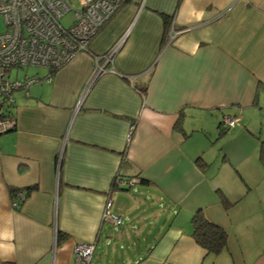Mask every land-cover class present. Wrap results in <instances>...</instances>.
<instances>
[{
    "label": "crops",
    "instance_id": "0c3cea01",
    "mask_svg": "<svg viewBox=\"0 0 264 264\" xmlns=\"http://www.w3.org/2000/svg\"><path fill=\"white\" fill-rule=\"evenodd\" d=\"M87 47L51 75L10 71L39 79L0 133V264H74L77 243L124 240L107 199L131 216L123 264H264V0H125ZM197 209L227 233L217 255L191 236Z\"/></svg>",
    "mask_w": 264,
    "mask_h": 264
},
{
    "label": "built area",
    "instance_id": "2783aa9c",
    "mask_svg": "<svg viewBox=\"0 0 264 264\" xmlns=\"http://www.w3.org/2000/svg\"><path fill=\"white\" fill-rule=\"evenodd\" d=\"M124 0H0V16L4 29L0 31V132L11 129L15 119L12 116L13 92L26 87L38 79H12L10 71L24 66H44L57 69L67 64L77 52L88 50L89 40L101 25L109 19ZM72 13L67 25L62 18ZM182 30H171L169 38ZM120 43L114 44L103 54L105 62H111ZM96 65L90 80L105 70L104 65ZM112 71L113 69H109ZM237 118L224 115L221 123L227 127L235 124ZM116 184L131 185V180L115 178ZM25 197V190H16L11 197V206L18 208ZM107 199L103 219L115 225L120 217L110 212ZM94 250L93 243H77L74 248V264H90Z\"/></svg>",
    "mask_w": 264,
    "mask_h": 264
},
{
    "label": "trees",
    "instance_id": "16d2710c",
    "mask_svg": "<svg viewBox=\"0 0 264 264\" xmlns=\"http://www.w3.org/2000/svg\"><path fill=\"white\" fill-rule=\"evenodd\" d=\"M166 17H167V15H163V18L165 19V22L168 21ZM103 24L101 25V27L103 26ZM20 68H22V67H20ZM48 69L50 70L49 75H51L58 68L57 69L48 68ZM145 89H146L145 86L141 87V88H137V90L139 91V93H141V95L144 94ZM12 116L14 117L13 110H12ZM177 125H179V122H177L176 126ZM260 160L262 162H264V145H261V147H260ZM197 162L199 164V167H201V168H205V166L208 165V163L201 162V160H197ZM139 182H141V183H149V180L142 177V178L139 179ZM115 184L116 183L114 181L113 182V186ZM33 188H34L33 186H31L29 188H19V189L25 190L24 199L28 196L30 190H32ZM125 188H127V187H125ZM16 190H18V189H14V190L11 191V194H10L11 197H15L16 196ZM24 199L20 201V205L22 204ZM223 203H226V202L223 201ZM18 208H19V206H18ZM191 225H192L191 236L193 237V239L195 240V242L199 246H201L203 249L206 250L207 254L217 255L225 248L226 243H227V233H226V231L221 226H219L218 224H216V223L212 222L211 220H209L204 215V213L201 211V209H197L193 213V215L191 217Z\"/></svg>",
    "mask_w": 264,
    "mask_h": 264
},
{
    "label": "rangeland",
    "instance_id": "374dc122",
    "mask_svg": "<svg viewBox=\"0 0 264 264\" xmlns=\"http://www.w3.org/2000/svg\"><path fill=\"white\" fill-rule=\"evenodd\" d=\"M71 16H72V13H68L66 14L62 20H61V23L63 25H67L70 20H71ZM4 29V23H3V20H2V17L0 16V31H2ZM17 69H13V73L16 72ZM36 70H45V67H41V66H24L23 68L19 69L16 73H18V75H22L24 72L26 73H34ZM10 77H11V73H10ZM259 119L260 117L256 115V117L254 118V124L256 122V125L252 126V127H259L261 126V123L259 122ZM252 120V119H250ZM252 122V124H253ZM264 123V122H262ZM213 125L214 124H211L208 128H206L208 131H212L213 130ZM262 140H264V124H262ZM261 141V140H260ZM260 141H259V144L260 145ZM260 149V147H259ZM138 186V185H136ZM140 186V185H139ZM145 205H147L146 202H144ZM151 208V212H154V214H158V212L155 210V207L154 206H150ZM111 212L113 214H121L122 216V223L119 225V227H121L123 229V232L126 233L125 235V239L122 240V241H116V240H108L106 242V244H103V239H101L97 244H96V247H95V250H94V253L92 255V263L91 264H95L98 260L102 259L101 258V252L103 251V248H107L109 251V259L106 260L105 264H123L122 260L124 258V251L125 250H128L129 253H131V248H129V238L127 237L129 235V237H131V231L129 230V223H130V215H128V217L126 216V212L125 210H123L122 208L119 209L118 205L115 204L113 202V206H112V209H111ZM159 215V214H158ZM107 229H111L110 226L105 223V226ZM118 227V226H117ZM115 228L114 229V233H117V231L119 230L118 228ZM128 233V234H127Z\"/></svg>",
    "mask_w": 264,
    "mask_h": 264
},
{
    "label": "water",
    "instance_id": "95a60500",
    "mask_svg": "<svg viewBox=\"0 0 264 264\" xmlns=\"http://www.w3.org/2000/svg\"><path fill=\"white\" fill-rule=\"evenodd\" d=\"M8 130H10V129H8ZM8 130H6V131H8ZM5 132V131H4ZM1 133V132H0Z\"/></svg>",
    "mask_w": 264,
    "mask_h": 264
}]
</instances>
